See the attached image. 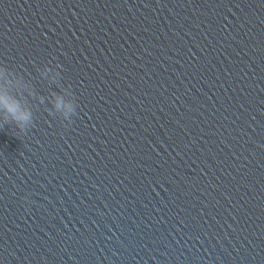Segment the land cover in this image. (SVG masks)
<instances>
[{"label": "clouds", "instance_id": "clouds-1", "mask_svg": "<svg viewBox=\"0 0 264 264\" xmlns=\"http://www.w3.org/2000/svg\"><path fill=\"white\" fill-rule=\"evenodd\" d=\"M33 91L30 82L20 72L0 65V127L14 125L20 133L34 126V112L30 103ZM49 115L59 116L67 124L76 115L77 103L55 94L49 103Z\"/></svg>", "mask_w": 264, "mask_h": 264}]
</instances>
